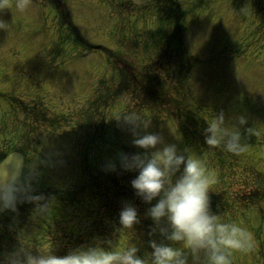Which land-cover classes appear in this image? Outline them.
Instances as JSON below:
<instances>
[{"label": "rangeland", "instance_id": "374dc122", "mask_svg": "<svg viewBox=\"0 0 264 264\" xmlns=\"http://www.w3.org/2000/svg\"><path fill=\"white\" fill-rule=\"evenodd\" d=\"M42 1L44 0H35L34 2L16 0L13 5L11 0L10 2L9 0H0L2 7L0 9V28H3V33L0 34V64L14 62L9 57L12 45L15 47L16 53L22 57L23 66L30 71L37 70L31 66L34 59L33 50L28 45L27 38L18 40L17 37L5 36V34L21 30L22 24L25 21H30L36 12L44 15L39 9ZM185 1L186 9L190 14L195 9V7L193 9L194 0ZM212 4V8H209L208 11L207 8H204L198 15L193 14L192 18H200L198 19L200 24L195 25V29H192L193 26L189 29L186 24L183 36V46L187 51L186 58L190 60L189 69L186 70L188 77L183 85L187 90L191 105L195 107L193 109L198 110L199 116L195 118V122H201L198 130L193 122L179 118L176 113H168V117L166 113L157 114L140 110L139 104L133 103L128 96L117 98L115 95H108L105 98L106 105L102 104L101 114L94 106L91 105L90 108V102L101 93L99 91L101 84L99 83L83 84L87 99L85 96H80L83 92L73 98L76 101V109H80L79 107L82 105V109H84L89 105L87 114H89L90 120L96 119L95 116H102L104 121L102 129L106 130V133L100 145H103L105 149L102 150L99 147V142L98 145H91L88 148L90 159L97 161L99 155L104 152L105 167L112 165L115 162V154L118 153V149H121L120 143L115 140L117 138L133 147L131 153L135 159L132 177H135L133 181L142 192L140 203L150 204L154 208L149 216L150 224L168 223L176 231V234L180 231L183 233L182 238H178L183 244L180 246L183 250V256L180 257L181 264H264V203H261L264 201L255 202V206L250 211L242 212V207L233 200V196L242 191L239 186L249 190L252 180L241 181V177H232L230 189L225 191L231 202L227 215L231 221V214L237 216L236 226L238 227L237 229L233 225L225 227L226 224H223L222 229L217 231L221 233L223 239H227V241L231 239L229 243L225 244V249L220 245L213 244L212 240L215 241L214 239L210 240L215 235L218 236V233L208 221L200 223L201 232L194 224L180 221L185 220L183 212L189 210L192 198L195 195H205L209 188L205 186L217 180L215 173L208 169L206 164L207 149L214 151L218 150L219 146L224 147L225 150L230 148L232 155L246 159L248 164L257 167L256 170L261 174L259 180L261 182L264 180V125L259 124L264 117V0H217V3L214 1ZM216 4L218 5L216 6ZM10 6L12 9L7 10L6 8ZM15 6L17 7L15 8ZM213 8L216 14L213 17L214 20L207 16L213 15ZM193 12L195 13V11ZM93 15L95 16V14ZM10 16H13V19ZM83 23L89 25V23ZM202 25L204 26L202 27ZM85 27L87 28V26ZM193 30L198 31L201 37ZM84 32L83 35L86 34V31ZM213 33L217 38L211 35ZM30 35L35 42L34 52L40 58L41 53H45L47 46L43 42L40 43L36 33L32 32ZM203 35L204 37L209 35L210 43L202 37ZM87 37L112 45V42L105 37ZM45 38L48 39L47 36ZM15 45L23 46V51L18 50ZM232 55L236 57L231 58ZM223 60L225 61L223 62ZM26 68L23 69V72L26 71ZM212 72L216 74L211 75ZM32 73L33 76H37L41 71ZM47 82L49 85L55 80L49 78ZM73 83L76 86L79 82L74 81ZM102 84L106 85L102 90L108 89L112 92L114 83L105 82ZM65 88L52 90L54 93L52 101L58 103L55 98L58 97L57 95H61V99L71 104L73 98L67 92V84ZM6 90H11L12 96H16L28 104L32 102V99L41 101L43 104H46V99L51 100L47 97L49 95L45 97L42 95L45 94L42 87L39 89L37 85H34L31 88L29 84L25 83V79L17 77L15 73L10 76L7 68L3 67V73L0 74V92H6ZM8 102L10 101L0 100V142L3 138L6 140L14 138V135L9 136L12 128L9 129L6 126L10 117L6 109L13 106ZM43 112L45 116L54 114L46 109ZM52 112H55V109ZM78 116L77 114L71 115L73 124L81 122L77 120ZM165 116L171 120H163ZM2 118H4L5 128ZM150 120H160L159 126L162 127L156 129L155 134L151 133ZM47 121L39 123L37 127L31 124L33 128L30 125L27 126L30 131L37 130L38 141L36 144L39 142V137L51 134L58 128H47L49 125ZM144 121L146 124H141ZM163 122L167 123V126L161 124ZM203 122H205L204 125H202ZM135 126L136 131L144 133V136L141 137L142 141L135 139L139 134L133 136ZM64 128L67 127L64 126ZM73 130L69 132L70 139L75 138L77 129ZM115 133L118 134L114 136ZM211 138L214 140L213 142H211ZM158 139L161 141L156 142ZM59 140L58 137L45 138V141L52 144H56ZM67 154L69 159L66 172L70 174L76 165L74 173L78 178L79 172L76 171L79 169V160L74 151L69 148ZM37 164L38 160L35 157L28 167L30 187L45 179L44 176L36 174ZM193 176L199 177L201 179L199 184L201 181L202 183L197 185ZM255 177L257 178V176ZM248 179H253V176ZM58 181L69 186L72 184L73 178L64 175ZM260 191L261 198H263V186ZM86 193L83 191L84 204L87 206L84 208L91 209L93 213L97 212L96 202L90 199L88 203ZM78 222L80 221L75 219L74 223ZM175 224L177 229L180 226L179 230L175 229ZM125 225L122 227V231L126 236L125 231H131L132 227ZM120 241L125 242V239ZM151 245H155L154 241ZM176 253V250L173 251L169 247L166 256L167 262L176 263Z\"/></svg>", "mask_w": 264, "mask_h": 264}, {"label": "water", "instance_id": "95a60500", "mask_svg": "<svg viewBox=\"0 0 264 264\" xmlns=\"http://www.w3.org/2000/svg\"><path fill=\"white\" fill-rule=\"evenodd\" d=\"M19 161H21V156H20L19 154H12L11 156H9V157L6 159L5 163L8 164V163L13 162V163H15L16 165H18V164H19ZM18 168H19V167H18ZM5 187H6V182L0 180V191L3 192L4 189H5ZM5 194H6V192H5ZM3 201H4V196L0 195V204L3 203Z\"/></svg>", "mask_w": 264, "mask_h": 264}]
</instances>
